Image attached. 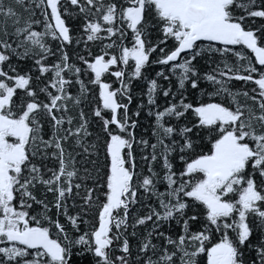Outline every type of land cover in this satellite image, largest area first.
I'll return each mask as SVG.
<instances>
[{
	"label": "snow or ice",
	"instance_id": "1",
	"mask_svg": "<svg viewBox=\"0 0 264 264\" xmlns=\"http://www.w3.org/2000/svg\"><path fill=\"white\" fill-rule=\"evenodd\" d=\"M0 264H264V0H0Z\"/></svg>",
	"mask_w": 264,
	"mask_h": 264
},
{
	"label": "trees",
	"instance_id": "2",
	"mask_svg": "<svg viewBox=\"0 0 264 264\" xmlns=\"http://www.w3.org/2000/svg\"><path fill=\"white\" fill-rule=\"evenodd\" d=\"M155 70H158V69L157 68L150 69V71H155ZM233 86L236 87V88H239L240 87V84L237 83V82H234V85Z\"/></svg>",
	"mask_w": 264,
	"mask_h": 264
}]
</instances>
